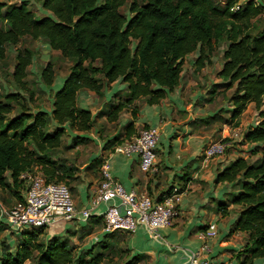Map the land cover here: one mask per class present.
Wrapping results in <instances>:
<instances>
[{"label": "trees", "instance_id": "trees-1", "mask_svg": "<svg viewBox=\"0 0 264 264\" xmlns=\"http://www.w3.org/2000/svg\"><path fill=\"white\" fill-rule=\"evenodd\" d=\"M41 1L50 12L44 17L37 16L26 2L9 6L0 2V59L6 57L8 46L29 37L44 40L72 65L53 94L51 110L34 112L30 104L35 92L27 77L35 51L30 47L17 49L12 82L18 91H6L0 98V188H8L23 199L21 188L26 184L22 173L40 166L47 181L70 184L73 189L77 167L58 158V152L67 125L84 133L94 126L92 111L78 102L81 90L102 94L117 80L127 85V98L111 104L107 111L109 120L116 121L124 110L132 108L133 119L124 130L127 137L117 136L105 145V149H115L139 132L134 124L138 101L158 104L174 91L181 82L187 56L197 53L195 65L200 71L213 62L216 51H221L223 64L217 75L223 81L214 84L211 93L232 90L228 97L232 120L250 104L260 119L244 135V140L254 145L251 155L230 161L216 177L217 183L226 182L235 189L219 201L217 209L225 216L232 204L240 206L231 229V233L247 235L238 254L243 257L239 264L264 258V0ZM41 77L49 89L54 86L52 62L42 69ZM221 87L224 90L220 91ZM218 117L222 114L214 118ZM86 139L75 135L66 148H75ZM95 162L102 166L104 158L97 157ZM101 220L95 219L97 224ZM46 229L22 231L18 235L21 242L14 248L2 241L0 264H102L105 260V254L94 248L77 251L68 235L40 242L37 238ZM141 257L134 256L125 264H137Z\"/></svg>", "mask_w": 264, "mask_h": 264}, {"label": "crops", "instance_id": "crops-1", "mask_svg": "<svg viewBox=\"0 0 264 264\" xmlns=\"http://www.w3.org/2000/svg\"><path fill=\"white\" fill-rule=\"evenodd\" d=\"M185 71L184 68L183 73ZM68 74L61 78L55 91L63 84ZM182 79L179 86L168 93L160 103L149 104L144 100L137 102L139 108L138 116L134 119L135 131L138 132L143 127L149 126L158 127L160 130L155 168L148 173L141 171L138 156L128 157L115 152L113 146L105 149L106 143L115 137L120 135L121 138L127 137L124 135V130L133 119L132 108L124 110L116 121L109 120L107 114L111 104H117L127 98V85L117 80L107 85L102 94L90 89L81 90L78 102L80 106L92 111L94 126L85 133L74 130L69 125L67 127L74 132V135L87 138L75 148L92 141L99 156H93L95 150L86 155L88 162L81 167L84 169L82 172L75 174L77 179L71 186L77 207L89 209L91 216L88 219L80 217L73 221H58L51 226L53 227L51 230H49L51 227L47 228L49 232H58L56 236L68 235L71 241L72 238H77L76 234L80 227L81 238L89 241L83 245L82 243L75 245L72 241L71 244L77 250L94 248L97 252H103L105 260L102 264H109L110 261L111 264H125L137 255L142 256L137 264H187V253L200 249L203 244L198 233L205 230L209 223H216L218 234L208 239L211 251L207 257L213 262L240 263L243 257H239L238 254L247 242V235L240 231L231 233L240 206L232 205L230 212L225 216L218 211L219 201L226 198L232 186L226 182L217 183L216 177L230 161L238 156L249 157V155L239 153L238 156H234L236 153H233L229 157L204 158L205 146L214 141L213 138L220 133L223 134L222 137L225 136V132H220L217 124L222 118H214L216 114H221L223 106L218 109L216 107L208 109L207 104H211L216 98L211 93V89L209 90L211 95L207 97L201 90L197 91L194 87L185 86ZM206 99L209 103L205 101ZM229 105L228 108L231 109L232 106L230 103ZM251 105L254 104H250L248 108ZM257 124L258 121L255 125ZM101 156L109 163L111 176L122 183L128 191L134 189L146 192L155 202L172 189L182 193L179 203L180 214L173 226L160 229L159 239H155L141 227L134 233L121 230L110 232L104 229V213L110 205L118 204L119 200L109 199L96 206L91 203L94 189L102 181V166L95 162V159ZM58 158L63 159L59 156ZM14 196L16 195L10 189L0 188V208L1 205L10 207L23 201L26 192L22 194L23 199L11 203ZM97 217H101V224L95 221ZM0 222L10 228L7 219L1 214ZM13 232L22 235L21 232ZM98 246L106 250L98 251ZM253 264H264V258L255 259Z\"/></svg>", "mask_w": 264, "mask_h": 264}, {"label": "built area", "instance_id": "built-area-1", "mask_svg": "<svg viewBox=\"0 0 264 264\" xmlns=\"http://www.w3.org/2000/svg\"><path fill=\"white\" fill-rule=\"evenodd\" d=\"M238 8V6H237ZM235 131L234 136H239ZM225 137L205 146L204 158L222 156L229 144ZM160 141L158 127H143L139 132L115 146L114 151L128 157L138 156L142 172L148 173L155 168L157 148ZM110 165L104 161L101 167L102 181L94 189L91 203L93 206L109 199H118V204L108 207L104 213L106 231H126L134 233L139 227L145 229L155 239L160 238V229L173 226L180 214L179 203L182 193L172 189L154 201L146 192L128 191L122 183L110 174ZM26 184V196L23 201L13 206L1 205L0 214L8 221L13 231L51 227L58 221H73L80 217L88 219L89 209L78 208L74 195L66 183L49 182L40 166L22 173ZM216 223H209L205 230L198 233L203 241L200 249L187 253V264H225L213 262L207 254L211 251L208 239L216 237Z\"/></svg>", "mask_w": 264, "mask_h": 264}, {"label": "rangeland", "instance_id": "rangeland-1", "mask_svg": "<svg viewBox=\"0 0 264 264\" xmlns=\"http://www.w3.org/2000/svg\"><path fill=\"white\" fill-rule=\"evenodd\" d=\"M219 3L222 0H218ZM2 3H6L7 6L9 5H20L23 2H26L29 8L39 17H44L50 14V12L43 8L41 0H0ZM6 9V8H5ZM264 16V14H263ZM261 24H264L262 22ZM30 47L35 51V59L33 64L28 68V86L31 91L35 92V102H31V107L34 112H37L40 108L49 110L52 108V99L55 89L60 84L61 78H63L66 74L69 73L70 67L72 65V61L64 56H62L60 51L53 50L44 40L36 39L32 40L29 37H25L21 44L16 46H8V51L6 57L4 59H0V98H2L3 94L6 91H18L15 87H13L12 82V73L14 70V65L16 62V51L18 48ZM223 47L221 48V50ZM197 57V53L191 54L187 56L184 64L185 72L183 73L182 83L188 87H194L195 90H201L205 96L209 97L211 94L209 90L212 88L214 84L222 83V79L218 77L217 73L221 69L223 64L222 52H215L213 56V62L207 64L204 68L200 69V71L196 72L197 66L195 65V59ZM52 62L56 74V81L55 85L49 89L43 83L41 77V71L47 65V63ZM190 80V82H188ZM197 82V83H195ZM62 86V85H61ZM60 86V87H61ZM220 91L224 90V87L219 88ZM30 92V90H29ZM29 92L24 93L26 97H28ZM232 90L224 91V93L220 92L215 94V102L213 101L211 104H207V108H215L218 109L220 106L223 108L221 112L222 119L218 121V127L220 128V132H225L226 142L229 144L227 150L222 155L223 157H229L231 154H235L234 156H238L239 153H245V155H251V151L253 149V145L248 143L244 140L245 130L247 128L253 127L257 121H259L260 117L258 115V111L254 108V105H251L244 114L238 120L231 119V112L228 107L229 101L228 97L231 95ZM209 95V96H208ZM206 102L208 99L205 100ZM209 103V101L207 102ZM217 127V128H218ZM216 132V135L217 133ZM235 131H240L241 134L239 136H234ZM68 127H67V134L64 136V144L58 152V156L63 158L62 160L68 164H73L77 167L76 174L82 172L84 169H81L85 162H88V157L86 156L91 151L95 150L94 157L99 156V153L96 151V145L93 142H87L85 144H81L77 148H66V145H69L72 142L73 136H75ZM79 134V132H76ZM73 134V135H72ZM223 134H219L215 138L214 141H218L224 137ZM211 141V142H214ZM237 145V146H236ZM236 146V148H235ZM235 150H238L235 152ZM245 157V156H244ZM247 158V157H245ZM253 159H256L257 156H252ZM80 177V176H79ZM81 178V177H80ZM79 178V180H80ZM70 187V184H68ZM22 194L24 195L26 192V188H21ZM234 191L235 189L232 188ZM19 198L14 196L12 198L11 203H14ZM10 205V204H7ZM234 205V204H232ZM231 205V206H232ZM230 206V207H231ZM240 209V208H239ZM230 212V211H229ZM83 224V223H82ZM0 243L8 242L13 246V248L21 242V236H18L13 232L11 228H9L6 224L0 222ZM51 227L49 230H51ZM48 229L45 230V233L40 235L37 240L40 242L44 241L45 239H49L53 236L58 235V232H49ZM81 228L79 227V232L76 234V239H71V241L78 245V243L85 244L89 240L81 238ZM26 231V230H25ZM27 231H32L31 229ZM22 233V232H21ZM67 233V232H65ZM64 236V235H63ZM77 244H76V242ZM80 249L78 248L77 251ZM98 251L106 250V248L97 247ZM107 263V262H106ZM110 261L109 264H111ZM25 264H34L33 262L27 261Z\"/></svg>", "mask_w": 264, "mask_h": 264}]
</instances>
